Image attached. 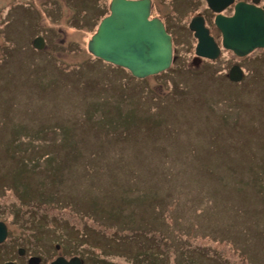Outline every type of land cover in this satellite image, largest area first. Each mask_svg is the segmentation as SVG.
<instances>
[{
    "label": "rangeland",
    "instance_id": "obj_1",
    "mask_svg": "<svg viewBox=\"0 0 264 264\" xmlns=\"http://www.w3.org/2000/svg\"><path fill=\"white\" fill-rule=\"evenodd\" d=\"M105 1L0 0L2 201H43L108 249L140 228L125 264H264V51L237 85L179 37L169 71L129 78L87 50Z\"/></svg>",
    "mask_w": 264,
    "mask_h": 264
},
{
    "label": "flooded vegetation",
    "instance_id": "obj_2",
    "mask_svg": "<svg viewBox=\"0 0 264 264\" xmlns=\"http://www.w3.org/2000/svg\"><path fill=\"white\" fill-rule=\"evenodd\" d=\"M210 1L150 0V15L158 17L171 35L173 53L179 52L177 49L179 37L188 38L187 48L191 53L193 51L192 59L201 61L202 64L211 63V60L196 57L194 53L197 39L190 23L196 18L194 24L198 31L203 35L208 33L219 46L218 58L227 56L223 63L225 71L221 77L228 81L227 73L230 67L238 65L244 73L245 68L240 60L242 57L232 58L230 51L222 47V32L216 18L218 15H232L237 2L251 3L252 0ZM256 5L264 7V0H258ZM217 7H222V10H217ZM243 78L244 74L242 79L235 83H240ZM3 170L0 167L1 176L5 173ZM4 198L5 195L0 194V264H125L126 254L116 249L117 242H113L114 246L108 249L106 244L93 243L88 235L83 233L87 230L86 227L70 223L67 225V221L62 219L56 210L28 209L25 202L23 206L19 204L13 206L11 200L3 202ZM130 252L127 254H131ZM140 255V251H134L129 264H141Z\"/></svg>",
    "mask_w": 264,
    "mask_h": 264
},
{
    "label": "water",
    "instance_id": "obj_3",
    "mask_svg": "<svg viewBox=\"0 0 264 264\" xmlns=\"http://www.w3.org/2000/svg\"><path fill=\"white\" fill-rule=\"evenodd\" d=\"M149 7V0H112L109 15L87 42L88 50L139 78L165 70L172 60L170 36L159 19L148 18ZM218 25L223 31V45L237 55L264 47V11L259 7L237 3L234 14L222 18ZM204 39L200 37L197 53L203 41V55L214 57ZM33 45L42 48L43 38H35ZM230 78L239 79L235 70H231Z\"/></svg>",
    "mask_w": 264,
    "mask_h": 264
},
{
    "label": "trees",
    "instance_id": "obj_4",
    "mask_svg": "<svg viewBox=\"0 0 264 264\" xmlns=\"http://www.w3.org/2000/svg\"><path fill=\"white\" fill-rule=\"evenodd\" d=\"M205 67H206V66H205ZM169 70H170V69H169ZM169 70H167V71H169ZM120 97H121V99H123V100L127 99V98H126V95H124V94H121ZM27 187H29V186H26V188H27ZM33 189L36 191V189H35L34 187H33ZM23 194H24V192H23ZM39 204L43 205V201H40ZM116 216H117V215H116ZM131 216H132V215H130L129 217H131ZM113 217H115V216H113ZM132 217H133V219L135 218V216H132ZM152 250H153V249H147V252H148V253L145 254L144 257L146 258V257H148V256H151V257H152V260H155V256H156V255H154V254L152 253ZM209 261H210V259H208V262H209Z\"/></svg>",
    "mask_w": 264,
    "mask_h": 264
}]
</instances>
